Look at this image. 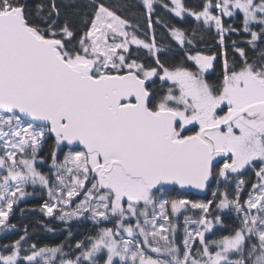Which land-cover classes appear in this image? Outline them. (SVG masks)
I'll use <instances>...</instances> for the list:
<instances>
[{"label":"rangeland","instance_id":"rangeland-1","mask_svg":"<svg viewBox=\"0 0 264 264\" xmlns=\"http://www.w3.org/2000/svg\"><path fill=\"white\" fill-rule=\"evenodd\" d=\"M141 1L148 10L153 8V0ZM171 1L169 8L178 16L188 13L218 26L223 12L229 15L241 11L247 24L264 20L254 0H218L216 11L208 4L200 13L184 8L179 0ZM172 32L183 44L185 38L180 30ZM153 40L140 36L119 16L101 7L91 28L79 41L80 52L68 61H88L97 75L109 68L134 70L146 80L158 77L169 83L158 108L176 110L181 130L194 124L215 123L223 106L229 114L234 108L264 100V79L256 78L250 66L227 75L222 92L215 95L205 78L213 62L210 55L190 53L195 69L159 70L128 59L126 52L131 45L147 47L156 54L160 47ZM232 123L227 129L209 130L218 146L235 155L236 161L231 160L223 168L224 173H231L230 179L239 181L249 166L257 164L256 182L243 204L229 197L220 201L221 210L232 206L242 211L244 228L218 241V248L213 251L207 244L194 248L195 241L198 238L203 241L206 232L219 222L208 215L211 201L180 197L170 200L167 209L164 204L168 201L161 198L162 189L152 192L140 179L126 175L117 165L109 174V189L97 192V185L88 182L90 167L97 164L98 157L80 149H63L62 160L54 157L51 170L45 173L38 166V154L49 133L48 126L0 111V231L15 206L33 197L37 187L44 198L40 209L44 218L76 222L87 215L91 224L111 221L112 225L98 229L88 248L75 256L70 255L73 250L66 252L58 247L35 250L28 256L35 264H83V259L93 264H244L243 260L232 259L230 253L240 248L245 236L251 233L260 241L255 263L264 264V133L256 134L236 125V121ZM62 146L61 140H57L55 154ZM186 208L192 212L181 220L179 215ZM102 254L105 260L100 263ZM0 260L16 264L17 249L0 254Z\"/></svg>","mask_w":264,"mask_h":264},{"label":"trees","instance_id":"trees-1","mask_svg":"<svg viewBox=\"0 0 264 264\" xmlns=\"http://www.w3.org/2000/svg\"><path fill=\"white\" fill-rule=\"evenodd\" d=\"M179 1L184 8L197 13L203 11L208 4L214 6L213 11L217 10L218 0ZM254 1L259 5L258 14L264 19V0ZM6 3L9 4L8 7L21 6L26 22L45 37L61 39L63 45L59 50L67 60L80 52V39L91 28L100 8L105 7L123 19L137 34L154 39L153 41L160 47L156 54L144 46L129 47L126 52L128 59L139 61L146 68L195 69V63L189 54L201 52L213 57L205 78L215 95L222 92L227 75L237 73L248 66L252 68L256 78L264 79V20L259 19L247 24L241 11L229 15L223 12L218 26L214 22L188 13L178 16L169 8L172 6L171 0H153L151 10H148L141 0H0V11L6 8ZM174 29L180 30L183 34L185 38L183 44H180L173 34ZM105 72H123V69L117 71L109 68ZM168 84L158 77L149 80L147 87L150 90V108H158V103L168 91L170 86ZM228 111L227 107H224L218 112V116L221 117ZM198 129V124L188 126L184 130H181L180 124L177 125L178 136L194 133ZM57 140L59 139L49 132L39 151L38 166L45 173L51 170L49 166L54 157L62 160V151L67 148L62 146L55 154ZM223 162L224 159L213 166L211 181L203 196L175 185L161 188V198L168 201L164 204L167 209L170 200L180 197L192 201H211L208 215L218 218L219 222L212 230L206 232L203 241L199 238L195 241L194 248L207 244L214 251L218 248V241L232 237L244 228L242 211L232 206L221 210L219 203L224 197H229L230 200H237L243 204L254 189L255 170L258 165L249 166L237 181L230 179L231 173H224ZM102 189L97 192L107 191L106 188ZM40 191L41 188L36 187L33 197L16 205L0 231V254L11 253L13 249H17L16 264H35L29 261L28 256L40 248L58 247L59 250L66 252L73 250L70 252L71 256L78 255L88 248L90 238L98 235V229L112 225L111 221L98 225L91 224L87 215L68 225H60L50 218L46 219L40 213L44 199L39 195ZM191 212L187 208L184 209L179 215L180 219L189 217ZM43 221L45 225L42 224ZM178 235H181L180 231ZM259 247L258 236L251 233L245 236L240 248L231 251L230 257L243 260L244 264H256L255 257ZM104 260L102 254L99 262ZM82 261L83 264H93L87 259ZM0 264L5 263L0 260Z\"/></svg>","mask_w":264,"mask_h":264},{"label":"water","instance_id":"water-1","mask_svg":"<svg viewBox=\"0 0 264 264\" xmlns=\"http://www.w3.org/2000/svg\"><path fill=\"white\" fill-rule=\"evenodd\" d=\"M62 45L29 25L21 6L0 11V111L49 126L66 147L96 153L104 171L116 164L150 190L175 185L203 196L225 154L206 130L235 118L264 129V100H256L200 132L177 136L178 112L149 107L145 78L134 70L94 75L88 61L64 58Z\"/></svg>","mask_w":264,"mask_h":264},{"label":"flooded vegetation","instance_id":"flooded-vegetation-1","mask_svg":"<svg viewBox=\"0 0 264 264\" xmlns=\"http://www.w3.org/2000/svg\"><path fill=\"white\" fill-rule=\"evenodd\" d=\"M149 83V82H148ZM148 85V84H147ZM225 106H223V108H224ZM222 108V109H223ZM222 109H220L219 111H221ZM236 121V125H239V126H241V125H243V126H245L246 127V125L239 119V118H235L232 122H235ZM209 124H205V125H201V126H199V129H198V131H196V132H200V130H201V128L202 127H204V126H208ZM242 126V127H243ZM248 128V127H247ZM222 129H227L226 127H224V128H222ZM237 129V128H236ZM249 129V128H248ZM250 131L251 132H253V133H260V134H263L264 133V129H262L261 131H256V130H253V129H250ZM206 133L208 134V136L209 137H211L213 140H214V142H215V144H216V147H217V149H218V153H220L221 154V151H223L225 154H224V156H225V158H224V162H223V168L226 166V165H228L230 162H231V159H232V162L233 161H236V158H235V155L233 154L232 156H228V154H229V152L228 151H226V149L225 148H223V147H220V146H218L217 145V143H216V137L215 136H213V135H211L210 133H209V130H206ZM97 164L96 165H100L99 166V168H98V172H97V175L94 177V178H92L91 176H90V178H89V182L88 183H95L96 185H97V190H101L102 188L103 189H109V187H110V185H111V177H110V172H112L113 170H115L116 168H114L115 167V165L116 164H113V165H107V169L108 170H106V171H104V169H102L101 168V160L100 159H98L97 158ZM118 169H120L121 170V168L119 167ZM139 179V178H138ZM141 180V179H140ZM142 181V180H141ZM87 183V184H88ZM102 189V190H103ZM74 200V199H73ZM71 201V204H73L74 203V201ZM56 217H53V218H50V219H52L53 221H56L57 222V224H60V225H63V224H72L73 222L72 221H66V220H63V219H55ZM46 219H49V217H46ZM108 222V221H107ZM42 224L43 225H45V221H43L42 222Z\"/></svg>","mask_w":264,"mask_h":264}]
</instances>
